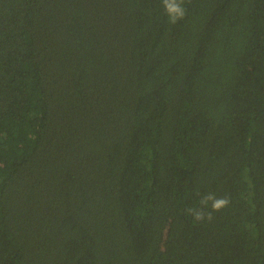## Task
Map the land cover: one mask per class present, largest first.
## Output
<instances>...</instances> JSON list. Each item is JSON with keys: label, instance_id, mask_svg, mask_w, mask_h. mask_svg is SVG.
I'll return each mask as SVG.
<instances>
[{"label": "trees", "instance_id": "16d2710c", "mask_svg": "<svg viewBox=\"0 0 264 264\" xmlns=\"http://www.w3.org/2000/svg\"><path fill=\"white\" fill-rule=\"evenodd\" d=\"M184 6L0 0V264H264V0Z\"/></svg>", "mask_w": 264, "mask_h": 264}, {"label": "clouds", "instance_id": "9594fccd", "mask_svg": "<svg viewBox=\"0 0 264 264\" xmlns=\"http://www.w3.org/2000/svg\"><path fill=\"white\" fill-rule=\"evenodd\" d=\"M161 6L168 19L169 24L175 25L182 20L186 15L184 0H161ZM230 204V197L225 195L217 197L215 193L209 192L201 196L199 205L202 207L191 206L186 209V213L190 214L195 222H200L205 219L211 220L213 212H218ZM205 209H210L205 211Z\"/></svg>", "mask_w": 264, "mask_h": 264}]
</instances>
